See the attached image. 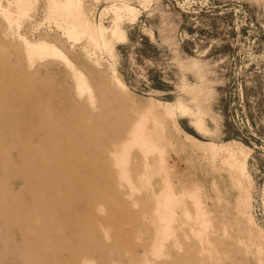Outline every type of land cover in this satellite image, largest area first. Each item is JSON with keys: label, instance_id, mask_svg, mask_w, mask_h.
Masks as SVG:
<instances>
[{"label": "rangeland", "instance_id": "obj_1", "mask_svg": "<svg viewBox=\"0 0 264 264\" xmlns=\"http://www.w3.org/2000/svg\"><path fill=\"white\" fill-rule=\"evenodd\" d=\"M0 264H264V0H0Z\"/></svg>", "mask_w": 264, "mask_h": 264}]
</instances>
